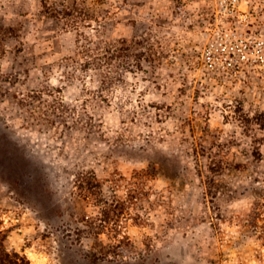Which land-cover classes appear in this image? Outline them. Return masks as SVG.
<instances>
[{
  "label": "clouds",
  "instance_id": "1",
  "mask_svg": "<svg viewBox=\"0 0 264 264\" xmlns=\"http://www.w3.org/2000/svg\"><path fill=\"white\" fill-rule=\"evenodd\" d=\"M0 264H264V0H0Z\"/></svg>",
  "mask_w": 264,
  "mask_h": 264
}]
</instances>
